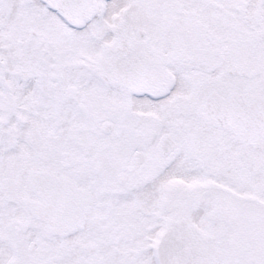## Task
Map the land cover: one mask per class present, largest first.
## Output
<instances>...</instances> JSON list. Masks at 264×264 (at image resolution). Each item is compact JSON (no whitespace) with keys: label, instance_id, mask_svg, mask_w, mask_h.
Instances as JSON below:
<instances>
[{"label":"snow or ice","instance_id":"snow-or-ice-1","mask_svg":"<svg viewBox=\"0 0 264 264\" xmlns=\"http://www.w3.org/2000/svg\"><path fill=\"white\" fill-rule=\"evenodd\" d=\"M0 264H264V0H0Z\"/></svg>","mask_w":264,"mask_h":264}]
</instances>
